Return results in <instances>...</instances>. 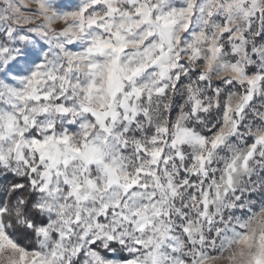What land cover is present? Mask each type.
Returning a JSON list of instances; mask_svg holds the SVG:
<instances>
[{"label":"snow or ice","instance_id":"6c2138e0","mask_svg":"<svg viewBox=\"0 0 264 264\" xmlns=\"http://www.w3.org/2000/svg\"><path fill=\"white\" fill-rule=\"evenodd\" d=\"M0 264H264V0H0Z\"/></svg>","mask_w":264,"mask_h":264}]
</instances>
